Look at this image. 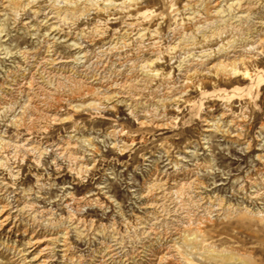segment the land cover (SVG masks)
<instances>
[{
    "label": "rangeland",
    "instance_id": "374dc122",
    "mask_svg": "<svg viewBox=\"0 0 264 264\" xmlns=\"http://www.w3.org/2000/svg\"><path fill=\"white\" fill-rule=\"evenodd\" d=\"M0 264H264V0H0Z\"/></svg>",
    "mask_w": 264,
    "mask_h": 264
}]
</instances>
